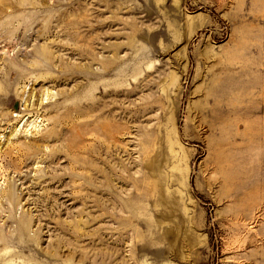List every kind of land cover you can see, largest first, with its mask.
<instances>
[{"label": "rangeland", "instance_id": "obj_1", "mask_svg": "<svg viewBox=\"0 0 264 264\" xmlns=\"http://www.w3.org/2000/svg\"><path fill=\"white\" fill-rule=\"evenodd\" d=\"M0 264H264V0H0Z\"/></svg>", "mask_w": 264, "mask_h": 264}]
</instances>
